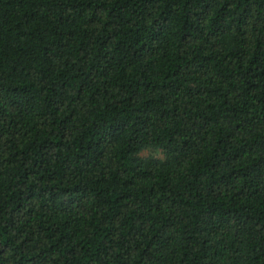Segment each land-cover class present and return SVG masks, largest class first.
<instances>
[{
    "label": "trees",
    "instance_id": "trees-1",
    "mask_svg": "<svg viewBox=\"0 0 264 264\" xmlns=\"http://www.w3.org/2000/svg\"><path fill=\"white\" fill-rule=\"evenodd\" d=\"M0 264H264V0H0Z\"/></svg>",
    "mask_w": 264,
    "mask_h": 264
}]
</instances>
